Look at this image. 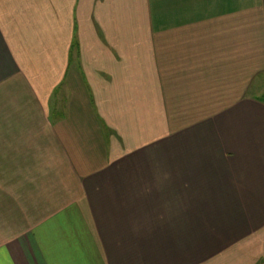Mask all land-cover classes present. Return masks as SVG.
Returning <instances> with one entry per match:
<instances>
[{
    "label": "crops",
    "instance_id": "1",
    "mask_svg": "<svg viewBox=\"0 0 264 264\" xmlns=\"http://www.w3.org/2000/svg\"><path fill=\"white\" fill-rule=\"evenodd\" d=\"M264 0H0V264H264Z\"/></svg>",
    "mask_w": 264,
    "mask_h": 264
},
{
    "label": "rangeland",
    "instance_id": "2",
    "mask_svg": "<svg viewBox=\"0 0 264 264\" xmlns=\"http://www.w3.org/2000/svg\"><path fill=\"white\" fill-rule=\"evenodd\" d=\"M255 89L260 90L261 94L263 95V99H264V75H262L261 77H258L252 84V86L250 87V91L249 92H254Z\"/></svg>",
    "mask_w": 264,
    "mask_h": 264
}]
</instances>
